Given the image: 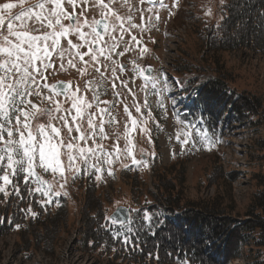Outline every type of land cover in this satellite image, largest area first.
<instances>
[{
    "label": "rangeland",
    "instance_id": "rangeland-1",
    "mask_svg": "<svg viewBox=\"0 0 264 264\" xmlns=\"http://www.w3.org/2000/svg\"><path fill=\"white\" fill-rule=\"evenodd\" d=\"M37 1L24 0L21 4L20 0H0V3L16 4L17 8L13 10L16 14ZM104 2L108 3L109 0ZM163 2L164 8L159 7L160 1L150 5L144 0L143 3L141 0H115L112 4L113 11L122 17L124 28L128 30L123 33L104 32L100 35L103 40H108L110 35L117 40L123 36V40L127 42V44L120 43L112 54V59L118 61L117 80L111 74V61H108L110 67L107 72L103 64L97 65L101 72H105L104 87L109 90L107 95H110V92L112 94L110 100L104 95H101L100 100L110 101V108H114L113 111L117 113L118 117H116L119 119L116 120L115 117L114 126L110 125V120L105 121L104 135L107 139L96 138V143L102 145V150L110 153L109 156L102 158V171L98 173L101 179L96 180L94 176L89 175L91 184L90 187H86L85 182L82 181L87 174L83 165L78 164L80 175L75 181L68 179L64 189H60L59 184L54 183V191H59L61 195L52 197L50 194V198L53 199L52 204L42 203L44 198L41 192L30 193L23 182L20 184L18 195L11 188H9L11 192L9 196L0 194V210L3 209L7 215L13 210L16 215L12 227L14 231L6 230L0 233V264H133L132 260L120 258V254L116 252L119 250L118 243L108 249L104 235L101 234L98 237L96 234L98 223L99 227L101 224L109 225L105 216L118 204L142 209L151 205L152 210H160V214L163 211V214L168 216L169 212L163 208L165 207L169 208L170 213L182 212L187 217L204 215L209 211L205 209V206L217 207L219 217L232 222L233 226L237 227L233 231L232 242L236 235L237 239L239 238L240 226L238 225L250 218L248 212L256 191L252 176L254 173L264 171V159L257 157L258 154L250 149L261 134L257 137L253 128H249L248 124L242 122L243 118L241 120L238 118L236 110L232 111L231 107H228L224 111L226 118H219L220 120L216 122L215 134L218 142L210 151L181 152L180 145L174 138L175 133L183 129L194 135V129L189 122L196 123L194 120L199 112L196 110L188 112L190 108H185L187 100L181 98L179 92H176L177 89L173 90L175 87L168 82V75L165 72H173L177 69L176 66L184 64L185 69L182 68L174 74L179 77L177 82L184 88L187 85L198 88L203 82L202 79L216 77L220 71L225 75L227 84L233 91L232 99H235L238 94L241 97L260 99L264 103V53L254 52L250 46L232 48L228 44L218 46L206 43L207 37L211 33L215 34V28L211 25L221 16V0H163ZM92 3L93 0H78L76 15H79L82 9L86 13H91ZM174 5H178L176 15L171 17ZM64 7L68 12L73 11L67 4ZM129 15L133 17L132 23L138 27L129 28L127 22ZM157 16L159 19L156 18ZM100 18H105L109 26L114 20L111 14L101 17L98 10L95 15L87 16L89 21ZM25 22L31 26L34 17ZM2 30L4 29L0 28V31ZM83 30L91 31L88 27ZM133 36L136 40H132ZM68 39H71L73 43H80L77 36L69 35L61 39V46H66ZM139 40H143L147 46L146 51ZM99 46H103V41ZM125 48H127L126 51ZM80 51L87 52L88 48L85 46ZM116 53H122V55H116ZM144 53L145 56H143ZM89 59V56L84 57L85 61ZM103 59L100 57L101 61ZM144 61H146L145 64ZM75 63L76 67H72L65 59L62 66L61 61L53 55L52 67L44 72V78L40 80V84L42 86L47 84L50 87L51 82L57 78L71 81L74 84L71 87L74 88L73 92L91 101L93 92L86 89V83L88 82L89 87V82H94L92 87L102 92L103 88L98 87L96 83L99 81L100 73L88 67L87 72L82 74L80 69L85 68L86 65L78 57ZM125 64H130V69L120 71L119 69ZM148 67L151 68L153 75L159 76L160 81H167L168 87L164 90L163 96L153 95V92H159L160 89L159 86L152 89L151 79L145 82L138 78L137 72ZM184 79L185 83H183ZM121 80L128 82V88L122 87ZM113 84L117 86L118 91L116 87H112ZM49 87L43 88V94L48 93ZM76 89H79V92H76ZM117 92H120L119 96L114 94ZM145 92L150 104L155 101H164L167 112L154 106L152 114L165 131H158L154 121L148 120L145 126L151 130V138H149V135L140 131L141 126L138 125L134 131H130L131 144L128 147L132 149V155L129 156L125 149L127 141L123 138V134L126 125L131 130V123L123 109L125 105H128L133 117H139L140 113H136L133 106V95L136 102L142 105ZM53 97L63 102V108H66L63 101H68L66 97L64 99L56 95ZM45 103L49 102L45 101ZM100 106L109 107L104 104ZM141 112L147 118V110L142 108ZM184 113L190 114L185 116ZM98 114L101 113L96 112V119ZM104 114L105 117H109L107 113ZM254 116L257 120V113ZM178 119L189 126L185 127L178 123ZM68 120L71 121L70 117ZM198 120L201 119L198 118ZM83 126L87 128L85 124ZM63 130L67 132V129ZM117 132L120 139H117ZM169 134L173 135L171 142L168 139ZM80 145L96 148L91 139L86 145L83 141ZM134 147L137 148L135 152ZM185 148L187 149V146ZM97 151L99 152L100 149ZM173 151L175 155L171 154ZM133 158L137 162L143 159L147 162V166L133 164ZM109 171L111 175L108 174ZM65 176H68L67 172ZM56 178L59 179L58 173ZM43 179L53 182V174L49 172ZM32 187L35 189L36 185L32 184ZM64 191H67V196L63 195ZM163 196L169 199L168 202L165 200L167 203L163 201ZM21 202L26 206L25 211L20 210L23 209L20 207ZM57 203L59 206H56ZM29 208L31 211H27ZM97 208L101 211V218L92 222L94 213L91 211ZM50 224H53L54 231L48 230L47 226ZM16 225H19V228ZM191 231L194 233L195 229ZM101 232H104L102 228ZM97 237L101 242L94 244ZM113 247L115 251L112 250ZM257 250L251 243L243 240L239 243L237 257L228 264H251L250 261L253 262L252 259L258 252L264 256V247ZM106 255L110 258L108 262L105 261ZM228 255L231 257L230 253ZM149 261L146 258V262L149 263Z\"/></svg>",
    "mask_w": 264,
    "mask_h": 264
},
{
    "label": "snow or ice",
    "instance_id": "snow-or-ice-1",
    "mask_svg": "<svg viewBox=\"0 0 264 264\" xmlns=\"http://www.w3.org/2000/svg\"><path fill=\"white\" fill-rule=\"evenodd\" d=\"M148 2L152 4V0H148ZM223 2L224 0H221L222 5ZM20 3L23 4L24 0H20ZM77 3L78 0H38L37 3L31 4L30 7L22 9L16 14L13 13V10L17 8L16 4L0 3V28L4 29L0 31V182H2L0 194L5 197L11 194L9 188L18 195L20 184L23 182L30 193L41 192V196L44 198L42 203L52 204L53 199L50 198V194L52 197L61 195L59 191H54V183L59 184L60 189H64L68 179L75 181L80 175L78 164L83 165L85 174L100 180L101 175L98 173L102 171V158L110 155L102 150V145L96 143L97 137L107 139V136L104 135L105 120L103 115L97 124L96 113L89 110L95 103L101 114L107 113L111 117V102L100 100L101 95H106L109 91L104 87L105 72L110 67L108 61H111L112 77L117 78L116 65L118 61L112 59V54L120 43L127 44V42L123 40V36L117 40L112 35L108 40H103L96 32V26L103 23L105 33L116 31L123 33L128 29L124 28L122 17L112 9L115 0H109L108 3H105L104 0H93L92 12L86 13L82 9L79 15L75 13ZM65 4L71 6L73 11H66ZM159 7H165L163 0H160ZM97 10L101 17L108 14L114 17L111 26L107 20L93 19L89 21L87 19L88 15H95ZM136 11H140V9H136ZM33 17L34 22L29 26L25 21ZM156 18L159 19L158 16ZM132 19L131 15L127 17L129 28L138 27L132 23ZM85 27L90 28L91 31L85 32L83 30ZM69 35L77 36L80 43H73L71 39H68L67 45L61 46V39ZM132 40H136V37L133 36ZM101 41H103V46H96ZM85 46L88 51H80ZM126 50L127 48H125ZM53 55L61 61L62 66L63 61L67 59L68 64L72 67H76L75 60L78 57L86 65L85 68L80 69L82 74L87 72L88 67H92L97 73H100L99 81L96 83L98 87L103 88V91L93 88L94 82L90 81L88 90L93 92L91 101L86 100L82 95H76L75 92H66V99L70 100L71 108H63V102L54 99L51 94L44 95L43 88L49 86L47 84L42 86L40 80L44 78V72L52 67ZM116 55H122V53H116ZM85 56H89L90 59L85 61ZM100 57L104 58L103 61L100 60ZM98 64H103L105 72L100 71V68L97 67ZM119 70L124 71L125 69ZM148 72L152 89H156L158 86L160 89L159 92H153V95L163 96L164 90L168 87L167 81H160L159 76L153 75L151 69ZM120 83L122 87L128 88L127 81L121 80ZM112 87L115 88V84ZM76 92H79V89H76ZM114 94L120 95L118 92ZM37 99H39V105L36 103ZM45 101H48L52 106L44 107ZM100 104L109 107L101 108ZM133 106L136 113H140L139 117H133L128 105L124 107L131 123V130L126 125L123 134V138L127 141L125 149L129 156L132 155V149L128 147L131 144L130 131H134L140 125V131L151 138V130L145 125L148 120H153L156 129L164 132V127L153 116L152 108L156 106L167 112L163 100L150 104L147 92H145L142 105L136 102L135 95H133ZM142 108L147 110V118L141 112ZM173 108L175 109V105ZM73 109L75 115H72ZM69 116L75 125V131L80 133L79 136L72 135L73 128L69 126ZM85 119L87 128L82 127ZM114 119L115 117H111L109 123ZM177 122L184 124L185 127L188 126L182 120L178 119ZM191 127L194 129V135L191 132L183 131V129L175 133L174 138L179 143L181 152L186 150L188 152L210 151L218 142L215 126L211 125L209 120L201 119ZM62 129H67L63 137L61 136ZM120 138V135L117 134V139ZM89 139L96 145V148L80 145V141L86 145ZM168 139L171 142L173 135L169 134ZM97 149L100 151L98 152ZM171 154L175 155L176 153L173 151ZM132 163L147 166V162L143 159L137 162L133 158ZM37 169L40 171L38 172ZM90 169H94V171H90ZM49 172L53 174V182L42 178L43 174ZM65 172L68 173V176H65ZM57 173L59 179L56 178ZM108 174L112 173L109 171ZM32 184L36 185L35 189ZM63 195L67 196V191H64ZM56 206H59L58 203ZM20 210L25 211V209ZM27 211H31V209L29 208ZM130 211L133 210L122 209L117 210V213L111 217L105 216L106 221H110L113 226L120 225L119 228L109 229L107 224H101V228L111 235L113 241L119 242L126 250L143 252L141 245L147 243L140 239V233L145 227L144 222H147L148 231H151L155 224L159 223V218L146 209L142 213L136 210L138 212L136 220L130 219L126 224L121 212L130 215ZM137 221H140L138 227L136 226ZM16 227L19 228V225ZM112 250L115 251V247ZM148 255L159 261L158 251L155 255L152 252H149ZM169 255L172 256L175 264H191V261L183 254L170 253Z\"/></svg>",
    "mask_w": 264,
    "mask_h": 264
},
{
    "label": "trees",
    "instance_id": "trees-1",
    "mask_svg": "<svg viewBox=\"0 0 264 264\" xmlns=\"http://www.w3.org/2000/svg\"><path fill=\"white\" fill-rule=\"evenodd\" d=\"M220 13L222 17L211 25L215 28V34L212 35L211 33L207 37L208 41L206 43L218 46L228 44L232 48L250 46L254 52L261 51L264 53V0H224L223 6L220 5ZM176 68L174 72L178 73L180 69L184 68V64H180ZM200 78H203V76H200ZM202 81L193 111H198L200 118L209 120L210 124L215 126L216 129V122L222 117L224 111L228 107H231L232 111L235 109L238 118L240 120L243 118L242 122L248 124L249 128L252 127L257 137L261 134L250 149L258 154L257 157L264 159V103L260 99L241 97L238 94H236L235 99H232L233 91L228 86V80H226L223 72L218 71L216 77L202 79ZM183 83H185V79ZM255 113H257V120L254 119ZM252 177L255 181L256 191L248 212L250 218L238 225L240 226V235L238 239L236 235L233 242V231L237 227H234L232 222L220 218L217 207L206 206L205 209L209 211L204 215H189L179 220L176 217L177 220L175 219L170 223H165L164 217L157 215L159 223L155 224L151 231H148V225L144 222L145 227L140 233V239L142 242L146 241L147 243L141 245L143 252L126 250L119 242L113 241L109 233L101 232L99 223L97 224L96 234L98 237L103 234L105 243L108 239V245L114 246L118 243L117 248L119 250H116V252L120 254V258L132 260L133 264H150L146 262L145 258L149 256V252L155 254L157 251L160 254L159 256L166 257L168 261H172V256L169 255L172 253L185 255L191 261V264H227V262L237 257L236 252L239 243L243 240L251 243L252 247L258 249L257 251L264 247V171L254 173ZM162 199L165 203L169 200L164 196ZM98 208L91 211L94 213L92 222H96V219L100 220L101 218V211ZM4 222L3 226L0 227V233L4 230ZM47 228L48 230H55L53 224L48 225ZM194 229L193 233L191 230ZM153 233L155 234L153 235ZM98 237L94 244L101 242ZM207 248L212 249L213 255L207 253ZM228 253L231 254V257ZM252 260L253 262L250 261L251 264H264V256L261 252L255 254ZM162 261L167 262L166 259L161 257V261L156 264H161Z\"/></svg>",
    "mask_w": 264,
    "mask_h": 264
},
{
    "label": "water",
    "instance_id": "water-1",
    "mask_svg": "<svg viewBox=\"0 0 264 264\" xmlns=\"http://www.w3.org/2000/svg\"><path fill=\"white\" fill-rule=\"evenodd\" d=\"M154 1H155V0H152V2H154ZM96 30H97L98 32H101V31L105 30L104 27H103V23L100 24V25H97V26H96ZM54 86H55V87H54V90H55L57 93H61V94H64V92L66 91V89L69 88V85H68L67 83H64V82H61V81H58V82L54 83ZM122 209H126V208H125V207H122V206L117 207V208L111 213V215H110L109 217L115 215V214L117 213V210H122ZM121 216H123L125 222H127V221L129 220V215H128V214H125V213L121 212Z\"/></svg>",
    "mask_w": 264,
    "mask_h": 264
},
{
    "label": "flooded vegetation",
    "instance_id": "flooded-vegetation-1",
    "mask_svg": "<svg viewBox=\"0 0 264 264\" xmlns=\"http://www.w3.org/2000/svg\"><path fill=\"white\" fill-rule=\"evenodd\" d=\"M74 91V88H72V89H70L67 93H72ZM60 97V96H59ZM65 97H66V95H65ZM64 98V97H63ZM46 107V106H45ZM74 125V124H73ZM82 127H83V125H82ZM86 127H87V123H86Z\"/></svg>",
    "mask_w": 264,
    "mask_h": 264
}]
</instances>
